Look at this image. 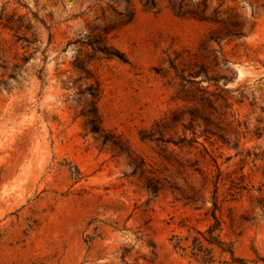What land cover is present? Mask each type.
<instances>
[{"label":"rangeland","instance_id":"374dc122","mask_svg":"<svg viewBox=\"0 0 264 264\" xmlns=\"http://www.w3.org/2000/svg\"><path fill=\"white\" fill-rule=\"evenodd\" d=\"M154 1L0 0V264H195L171 238L212 223L215 187L220 238L264 264V0ZM94 92L131 156L86 126Z\"/></svg>","mask_w":264,"mask_h":264},{"label":"trees","instance_id":"16d2710c","mask_svg":"<svg viewBox=\"0 0 264 264\" xmlns=\"http://www.w3.org/2000/svg\"><path fill=\"white\" fill-rule=\"evenodd\" d=\"M144 6L145 7H154L155 6V1L154 0H145L144 2ZM204 11L205 9L201 10L199 12V14H197L198 18L200 19H204ZM176 13L178 15H182L184 14V12H182V6L180 5L178 7V10L176 11ZM131 18V16L128 17V19L126 21H128ZM102 33H98L96 34L95 38H96V42H97V47H102L105 49H108V47L106 46L105 43H103V41L105 40V34H107V28H104L102 30ZM117 51V50H116ZM118 56L123 57V54L120 52ZM109 55H113L110 54ZM123 59L125 61V58H120ZM77 62H80L81 65L80 66L82 69H86L83 68L85 65V60L84 59H78ZM199 72H203L205 75H207V72L204 70H199L196 73ZM191 75V74H190ZM207 79L210 80V78ZM182 79L186 82H191L190 79H185L182 77ZM203 94H208L206 91ZM202 94L199 95L197 98H193L192 100H190L191 102H195L197 104V108L200 106H205V104L209 105L210 103L213 104L209 98L208 95L204 96ZM210 95V94H209ZM92 100L89 103V108L85 111H83V116L85 117V124L88 127L89 131L97 134L100 137H103L104 141H109L111 142L115 148H117V150L121 153H126L128 156H131L132 153L129 152V148H127L124 143L118 138V136L112 134L111 136H109V134L105 133V130L102 126V119L101 116L98 112V108L96 105V97H97V93H92L91 94ZM211 106V105H210ZM189 123L191 126H193L195 119L192 115V112H189ZM174 112L170 113L169 116H165L163 117V119H161V121H163V124H165L166 122H168L169 120H173ZM172 117V118H171ZM175 120V118H174ZM173 120V121H174ZM181 125L184 127V129H186L185 124L181 123ZM155 126H158V123L155 124ZM203 132H207L210 133L212 135H214V132H212L210 130V128H205L203 129ZM192 133V137L190 139H186V138H182L183 141H190V142H197L196 141V135L193 131H191ZM145 138L151 139V140H155L157 138H153V133H148L147 135L143 136ZM161 139V138H160ZM159 139V140H160ZM160 141H165L168 142V140H163L161 139ZM177 143L174 142V145H176ZM134 159V158H133ZM132 163H134V161H132ZM181 167L184 166V164L180 165ZM134 170L136 171L137 169L141 170V173H145L146 175V180H147V190L152 194V195H156L163 187L169 185L170 187H173L174 189L182 192V190L175 185V182L173 180L168 179L167 177H161L158 176V174H155L154 171L149 170L147 168H145V166L143 165V163H139V164H134ZM194 170L199 171V169L197 167L194 168ZM217 183V182H216ZM217 188L215 187L214 192L211 196V207L209 208L208 212L210 213V216L212 218V223L209 224L207 226V228L205 230H195V234L193 235H187L185 236L183 239L178 237L177 235H174L171 240L174 239V242L172 244L174 249L180 250L183 252V255L186 256L189 259V262H194L195 264H216V259L214 257V248H218L219 251L221 253H226L229 255V260L230 263L232 264H245L246 260L244 258H238L234 256L233 253V249L230 245H228L227 243H225L221 238H220V231H221V220L217 215V212L219 211V203L217 200ZM188 198V197H187ZM188 199H192L191 197H189ZM185 241L186 244H182ZM257 260L263 261L264 262V258L262 257H257ZM224 263H226V261H223ZM227 264V263H226Z\"/></svg>","mask_w":264,"mask_h":264}]
</instances>
